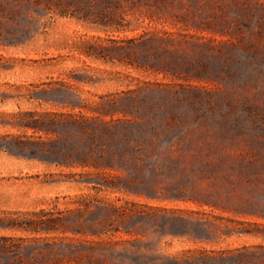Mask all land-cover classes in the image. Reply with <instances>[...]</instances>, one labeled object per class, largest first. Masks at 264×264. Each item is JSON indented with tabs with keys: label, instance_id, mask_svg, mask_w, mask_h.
<instances>
[{
	"label": "rangeland",
	"instance_id": "1",
	"mask_svg": "<svg viewBox=\"0 0 264 264\" xmlns=\"http://www.w3.org/2000/svg\"><path fill=\"white\" fill-rule=\"evenodd\" d=\"M0 264H264V0H0Z\"/></svg>",
	"mask_w": 264,
	"mask_h": 264
}]
</instances>
